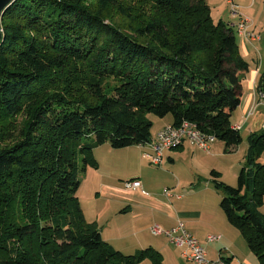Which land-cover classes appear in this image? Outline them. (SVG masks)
Instances as JSON below:
<instances>
[{
	"label": "trees",
	"instance_id": "1",
	"mask_svg": "<svg viewBox=\"0 0 264 264\" xmlns=\"http://www.w3.org/2000/svg\"><path fill=\"white\" fill-rule=\"evenodd\" d=\"M0 24V264H163L153 247L126 254L104 239L77 195L81 173L98 166V145L148 143L150 113L240 144L231 117L249 63L237 30L207 0H15ZM263 151L264 129L237 186L211 172L261 264Z\"/></svg>",
	"mask_w": 264,
	"mask_h": 264
},
{
	"label": "crops",
	"instance_id": "2",
	"mask_svg": "<svg viewBox=\"0 0 264 264\" xmlns=\"http://www.w3.org/2000/svg\"><path fill=\"white\" fill-rule=\"evenodd\" d=\"M207 1L210 6L212 2H215L214 0ZM244 1L246 0H241L243 4H246ZM234 2L241 9L250 5L247 3L245 6H241L237 0ZM227 5L230 7L228 0ZM230 20L234 21L235 19L232 18L229 11L228 19L225 21L228 22ZM256 29L255 25V31L257 32ZM239 35L241 36L239 39L236 37L239 52L249 63V69L242 77L243 94L241 104L232 113V117L235 116L236 121L233 122L231 117V122L235 127L237 125L240 126V132L243 131L242 142L231 147V149H227L224 141L216 139L208 150H204L186 141L177 148L165 151L161 166H167V171L149 166L147 171H145V164H147L145 161L149 159L147 155L149 154L151 157L154 153L149 143L128 146V149H134L142 160L138 158V168H130V165H132L130 163L135 161L130 155V150H128L125 157L121 156L116 161L114 160L117 165H123V168H120L123 170H119L118 179L116 182L111 183L110 189L112 191L126 190L122 187V182L124 181L123 186L130 189L127 194L134 195L137 199L117 201L118 211L115 214L117 215L116 217H119L117 220L121 221L122 224H116L114 227L110 226V234L107 236H104L105 227L100 229L104 239L124 253L133 254L138 250L153 247L162 253L163 263L166 257H169L178 264H189L181 254V247L171 244L165 235H154L151 232L152 226L156 224L168 229L182 221L185 227L206 248L209 258H223L228 261V264H234L235 260L243 258V264H254L251 256L253 252L246 238L238 228L228 221L225 212L220 206L223 192L215 187L214 179L211 175L212 170L215 169L220 172L222 178L223 175L225 176L226 169L218 166V160L222 159L227 164V169L233 174L231 177L232 181L226 180L234 186L236 183L233 182H238L240 171L248 161L249 137L263 130L264 102L258 104L253 114L248 115L255 103L259 102L260 90L264 92V56L261 54L260 46L262 36L260 35L261 37L258 36L257 40L250 42L240 33ZM163 119L164 121L156 134L154 136L152 134L151 140L156 137L160 129L173 124V117L165 116ZM246 127L248 134L244 145L243 134ZM101 145L95 147L94 155L96 154L95 152L101 149ZM112 149L114 147L110 144V150L108 148L106 152L113 154L112 151L114 150ZM115 155H118V153ZM165 157L168 160V163L166 162L167 165L164 164ZM185 159H189L192 166L190 177L187 176L189 172L185 165L182 170L177 169L178 163L185 161ZM258 160L264 163V151ZM99 167L101 166L98 161ZM204 172H210L211 182L209 180L202 181L200 173ZM83 179L82 177L80 185ZM130 180H140L142 188L128 187L126 183ZM164 189H168L170 194L167 195ZM259 210L264 215V204L259 207ZM89 222H94L98 225V220L93 219ZM125 227L129 228L131 233L123 235L124 229L121 228ZM212 233L221 235V238L214 242L208 241L207 237ZM138 264L154 263L150 258H145Z\"/></svg>",
	"mask_w": 264,
	"mask_h": 264
},
{
	"label": "rangeland",
	"instance_id": "3",
	"mask_svg": "<svg viewBox=\"0 0 264 264\" xmlns=\"http://www.w3.org/2000/svg\"><path fill=\"white\" fill-rule=\"evenodd\" d=\"M215 2L211 4V8H212V16L216 21L219 20H227L228 19V14L230 11V7L227 5V0H214ZM233 2L235 0H232ZM239 2V4L241 6H245L247 3H249L250 5L246 8H240L239 5L234 2L237 6L240 12H242L243 14L248 15L252 20H253V25H252V30L255 32L257 38L255 40L258 39V36L261 37L262 36V40H261V54L264 56V0H246L244 1L243 4L241 2V0H237ZM231 14V13H230ZM117 18V14L115 15ZM232 16V15H231ZM230 17V16H229ZM232 18H234L235 20H230L229 22H238L239 21V16H232ZM255 25L257 27V32L255 31ZM236 29V28H234ZM237 30V29H236ZM236 37L239 39V37H241L238 33V31H236ZM242 35V34H241ZM261 35V36H260ZM247 39V38H245ZM250 42H254L255 40H250L247 39ZM260 42V41H259ZM258 44V43H256ZM259 55V53H258ZM116 82V81H114ZM111 88H113V84L110 83ZM52 113V112H51ZM53 114V113H52ZM168 117H172L171 114L166 115ZM148 117L152 120L153 122V127H152V134L153 136L156 134L157 130L159 129L160 125L163 123L164 121V117H158L152 113H150L148 115ZM233 122H235V116L232 117ZM10 134L8 133L7 135L4 136V138L2 139L3 143H6L8 138H13L15 136V130L11 129L10 130ZM244 145L246 144L247 141V127L244 130ZM243 131L241 132L242 135ZM109 144V145H108ZM101 149L98 152H95L96 154L94 155V157L96 158L97 161H99V164L101 167L98 168L97 167H92V166H88V170L86 172H82L81 173V179L82 177L84 178L82 181V184L80 185V188L78 190V197L81 201V206L84 209V212L86 214V218L87 220L91 221V220H98V225H96L94 222V224L96 225L97 228L102 229V227H105V231H104V236H107L110 234V226L114 227L116 224H122L121 221L117 220L119 217H116L117 215L115 213H117V201H121L122 199H127V200H135L137 199L136 196L134 195H128V191L130 189L126 188L125 186H123L124 181L122 182V187L123 189L126 190H117V191H112L110 189V185H112L111 183L116 182L118 179V172L119 170H123L120 168H123V165H117L116 163H114V160L116 161L117 159H119V157H125V155H127L128 150H130V155L132 156L133 159H135L134 162L130 163L132 165H130V168H138V158L139 160L141 159V157L135 152L134 149H128V147H124V148H114L112 150L113 154H110V152H106V150L109 148L110 150V143H105L104 145H101ZM118 155H115L117 154ZM148 156V160L145 161V163L147 162V164H145V171H147V167H152V168H156V169H161V170H166L167 171V166L162 167L161 164L160 165H156L154 163H152L151 161V157ZM142 160V159H141ZM168 160L165 157V165H167ZM80 164H82V162L80 161ZM121 164V163H120ZM184 165L187 167L188 169V177H190V175L192 174V166L190 164L189 159H185V161L178 163V170H182L184 168ZM122 166V167H121ZM218 166L222 167L225 170V176L223 175L219 178L220 180L224 181L225 183H228L230 185H232L230 182H228L226 179H229V181H232L231 177L233 174L230 173L229 169H227V164L222 160L219 159L218 160ZM130 171H132V169H130ZM200 175L202 176V181L205 182L206 180L210 181V172H204V173H200ZM212 179V177H211ZM126 180V179H125ZM199 181V180H198ZM211 182V181H210ZM236 183L234 184V186L238 185V182H233ZM190 187V186H189ZM142 188V186H141ZM165 190V189H164ZM8 192L9 191H0V198H6L8 196ZM219 193L222 195V193L219 191ZM43 224L45 225V228L49 227L50 224L47 221H44ZM124 229L123 230V235L129 234L131 233V230L127 227L125 228H121ZM122 234V233H121ZM162 239V238H160ZM108 241V240H107ZM174 245V244H173ZM119 246V244H118ZM174 247V246H173ZM251 256L253 258V263L254 264H261L259 258L251 253ZM184 260V259H183ZM184 262V261H183ZM243 258H239L237 260H235L234 264H243ZM165 264H178L176 261H174L172 258L166 257V260H164ZM163 263V264H164Z\"/></svg>",
	"mask_w": 264,
	"mask_h": 264
},
{
	"label": "built area",
	"instance_id": "4",
	"mask_svg": "<svg viewBox=\"0 0 264 264\" xmlns=\"http://www.w3.org/2000/svg\"><path fill=\"white\" fill-rule=\"evenodd\" d=\"M228 1L230 4L231 15L239 16L238 22L231 21L228 25L232 28H236L237 31L245 38L255 40L257 36L251 29L253 20L248 15L240 12L238 6L232 0ZM259 94V102L255 103L248 115L253 114L258 104L264 102V92L260 90ZM215 140L216 137L214 135L200 130L196 124L191 121H183L179 126H175L173 124L167 125L160 129L156 137L148 142L154 151L151 155V161L156 165H160L166 150L177 148L186 141H189L191 144L204 150H208ZM126 185L128 187L140 188L142 183L140 180H130L126 183ZM165 193L169 195L170 191L166 189ZM151 232L154 235H165L171 244L181 247V254L189 264H228V261L223 258H209L206 248L185 227L182 221H180L176 226L168 229L156 224L152 226ZM207 238L208 241L214 242L218 241L221 238V235L212 233L209 234Z\"/></svg>",
	"mask_w": 264,
	"mask_h": 264
},
{
	"label": "water",
	"instance_id": "5",
	"mask_svg": "<svg viewBox=\"0 0 264 264\" xmlns=\"http://www.w3.org/2000/svg\"><path fill=\"white\" fill-rule=\"evenodd\" d=\"M15 0H0V19L3 16L4 11L9 7V5H11L12 2H14ZM2 37H3V30L0 24V42L2 41ZM248 176H252L253 175V171L250 170L248 171Z\"/></svg>",
	"mask_w": 264,
	"mask_h": 264
},
{
	"label": "bare ground",
	"instance_id": "6",
	"mask_svg": "<svg viewBox=\"0 0 264 264\" xmlns=\"http://www.w3.org/2000/svg\"><path fill=\"white\" fill-rule=\"evenodd\" d=\"M236 128H238V129H239V125H237V126H236Z\"/></svg>",
	"mask_w": 264,
	"mask_h": 264
}]
</instances>
